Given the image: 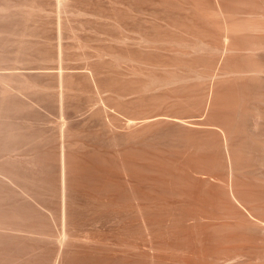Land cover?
I'll return each mask as SVG.
<instances>
[{
    "label": "bare ground",
    "instance_id": "obj_1",
    "mask_svg": "<svg viewBox=\"0 0 264 264\" xmlns=\"http://www.w3.org/2000/svg\"><path fill=\"white\" fill-rule=\"evenodd\" d=\"M0 264H264V0H0Z\"/></svg>",
    "mask_w": 264,
    "mask_h": 264
},
{
    "label": "rangeland",
    "instance_id": "obj_2",
    "mask_svg": "<svg viewBox=\"0 0 264 264\" xmlns=\"http://www.w3.org/2000/svg\"><path fill=\"white\" fill-rule=\"evenodd\" d=\"M79 19H80V18H79ZM79 19H77L78 22L80 21ZM83 20H84V19L81 18V21H83ZM76 22H77V21L74 22V25H77V24H78V22H77V23H76ZM75 23H76V24H75ZM75 33H76V34L74 35V33L72 34V32H69L67 35L69 36V34H70L71 36H69V37H74V38L80 37L79 35H82V36H81L82 38H83V36H84L83 33H80V32H79V33L75 32ZM50 35H51V36H49V37H51L50 39L53 40V39H54V34H53V36H52V33H51ZM72 35H73V36H72ZM77 35H78V36H77ZM88 35H89V36H88ZM88 35L85 36V37H87V38L89 37V39L91 38L92 40L95 38L96 41H97V42L100 41V43H101V41H102V39H103L102 42H104V44H108V43H109V42H107L108 39H105L106 37H105V35H103V34H101V35H100V34H97V35H96V34L90 33V34H88ZM75 36H77V37H75ZM69 37L66 38L67 40L69 39V40H68L69 43H68V41L65 40V39H64V41H66V44L68 43L67 45H71V48L69 47L70 49H72V45H73L72 43H74V45H73L74 48H73V49H75V50H74V52H73L72 50H70V52L72 51V54L74 53V55H76V53H79V49H78V48H75V45H77V44H76L77 42L75 43V42H74V39L71 38V39H72V40H71ZM81 37H80V38H81ZM52 38H53V39H52ZM108 38H109V37H108ZM91 39H90V40H91ZM95 39H94L93 41H95ZM75 40H76V39H75ZM92 40H91V41H92ZM104 40H105V41H104ZM71 41H72V42H71ZM76 41H77V40H76ZM70 43H71V44H70ZM94 43H96V42H94ZM94 43H92V45H93ZM95 45H97V44H95ZM95 45H94V46H95ZM76 47H77V46H76ZM89 49H90V50H89ZM89 49L86 50V53L91 55V54H92V50H91V48H89ZM77 55H78V54H77ZM74 57H77V56H74ZM34 76H35V77H38V78L41 79V80H45V79H47V78H46L45 76H43V75H34Z\"/></svg>",
    "mask_w": 264,
    "mask_h": 264
}]
</instances>
